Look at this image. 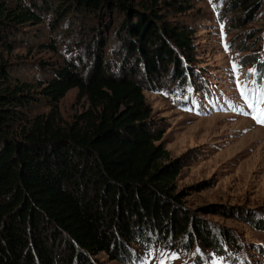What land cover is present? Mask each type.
I'll return each instance as SVG.
<instances>
[{"label": "rangeland", "instance_id": "374dc122", "mask_svg": "<svg viewBox=\"0 0 264 264\" xmlns=\"http://www.w3.org/2000/svg\"><path fill=\"white\" fill-rule=\"evenodd\" d=\"M28 1L42 6L35 8L42 21L18 25L13 33L3 29L6 46H0L12 82L32 85L34 98L13 123L19 132L53 111L43 88L59 68L70 65L87 76L101 56L110 71H135L138 59L123 39L126 17L156 13L191 33L189 54L169 41L186 77L170 69L138 78L153 109L152 125L164 131L161 142L182 165L174 193L214 246L201 242L191 225L183 234L140 226L133 240H121L125 254H87L91 264H264V125L249 107L264 92V0H257L252 18L232 0H124L126 11L108 2L97 13L72 0ZM89 107L73 88L52 115L69 129Z\"/></svg>", "mask_w": 264, "mask_h": 264}, {"label": "trees", "instance_id": "16d2710c", "mask_svg": "<svg viewBox=\"0 0 264 264\" xmlns=\"http://www.w3.org/2000/svg\"><path fill=\"white\" fill-rule=\"evenodd\" d=\"M71 2L94 13L108 2L128 10L124 0ZM231 4L249 18L258 6L257 0ZM35 8L28 0H0V46H6L3 29L13 33L18 25L42 21ZM122 29L138 59L135 71H110L101 56L87 76L70 65L59 68L43 88L53 111L20 132L13 123L34 98L32 85L14 84L0 55V264H91L87 254L103 251L118 258L126 253L121 240H133L140 226L183 234L191 225L201 242L214 246L174 193L182 165L161 142L164 131L152 125L153 109L138 78L170 69L186 77L177 50L192 52L191 33L156 13L128 16ZM73 88L90 107L80 125L65 129L52 113Z\"/></svg>", "mask_w": 264, "mask_h": 264}, {"label": "snow or ice", "instance_id": "6c2138e0", "mask_svg": "<svg viewBox=\"0 0 264 264\" xmlns=\"http://www.w3.org/2000/svg\"><path fill=\"white\" fill-rule=\"evenodd\" d=\"M235 66H233V69H234ZM245 99H247V97H245ZM261 104H264V92L260 93L258 96H257V99L256 101L249 105V107L253 108L256 112V115L253 116V119L259 123V124H262L264 125V109L260 108V105ZM149 255H151V253H149ZM161 255H163V253H161ZM171 259H175V255H173L172 257H170ZM141 264H147V260H142L141 261ZM160 264H165V261L164 260H161L160 261Z\"/></svg>", "mask_w": 264, "mask_h": 264}]
</instances>
